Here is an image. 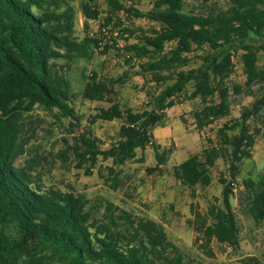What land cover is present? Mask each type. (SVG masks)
Listing matches in <instances>:
<instances>
[{
  "label": "trees",
  "instance_id": "obj_1",
  "mask_svg": "<svg viewBox=\"0 0 264 264\" xmlns=\"http://www.w3.org/2000/svg\"><path fill=\"white\" fill-rule=\"evenodd\" d=\"M107 1L115 12L147 18L163 26L162 31L144 38L141 51L148 58L144 72L155 83L167 86L152 95L150 110L138 112L130 119L125 118L118 105L101 111L98 119L123 123L118 142L108 150H100L95 139H83L87 149L81 156L87 157L91 166L100 157L123 166L148 145L162 164L161 147L150 129L165 126V112L174 106L172 98L191 81L192 99L219 97V103L207 105L195 115L200 130L230 116V93L225 81L232 73L231 52L238 44L243 43L246 51L243 63L247 85L264 82V63L259 66L264 46L257 47L264 38V0H227V10L206 15L186 13V0H154L153 9L146 14L121 0ZM43 4L45 0H0V264H186L180 254L171 253L172 244L162 226L150 221L135 223L128 217L125 219L130 225L125 230L114 219L98 224L86 209L83 197L35 188L28 173L15 167L14 161L22 152L18 144L19 108L42 106L72 117L74 111L64 86L54 78L52 61L91 59L101 43L89 38L78 42L73 38L71 16L58 13V3H54L57 10L41 12ZM83 12L90 19L99 15L87 6ZM170 43H175V47L166 52V44ZM206 46L213 53L206 59L207 65L195 73L180 71L190 62L189 54ZM93 80L84 97L103 101L108 88ZM263 105L264 97L253 110L245 109L240 118L218 131V145L202 155H193L174 169L175 178L186 186H209V169L222 151L230 153V181L220 178L224 186L222 204L211 206L208 217L212 221L200 230L206 248L213 240L232 247L239 244L231 197L239 164L252 157L255 135L250 132L249 120ZM109 171L114 174L115 169ZM112 185L118 188L120 184L115 178ZM256 186L249 213L259 222L264 220V175Z\"/></svg>",
  "mask_w": 264,
  "mask_h": 264
},
{
  "label": "rangeland",
  "instance_id": "obj_2",
  "mask_svg": "<svg viewBox=\"0 0 264 264\" xmlns=\"http://www.w3.org/2000/svg\"><path fill=\"white\" fill-rule=\"evenodd\" d=\"M121 1L144 14L154 4V0ZM54 3H58L59 10ZM43 5L41 12L51 9L71 16L73 38L78 42L89 38L103 43L91 59L52 61L54 78L64 86L74 115L64 117L58 109L42 106L19 108L18 144L22 152L14 161L15 167L28 173L35 188L83 197L86 209L98 224L114 219L125 230L130 225L125 219L128 217L135 223L150 221L162 226L172 244L171 253L180 254L186 264H244L246 261L254 264L253 260L264 264V220L257 222L249 213L250 200L258 189L256 184L264 175V105L249 120L250 132L255 135L250 149L252 157L239 164L240 172L231 197L238 226L237 246L213 240L206 248L200 231L212 221L208 217L211 206L222 204L224 186L220 178L230 181V153L222 151L209 169L212 177L209 186L200 184L192 188L174 176L177 166L218 145V131L240 118L245 109L253 110L264 97V82L247 85L243 43L231 52L232 73L225 81L230 93V116L200 130L195 115L205 106L219 103V97L192 99L194 83L191 81L183 92L172 98L174 106L165 112V126L150 129L161 147L162 164L148 145L123 166L113 165L111 160L101 157L91 166L89 159L81 156L87 149L83 139H95L100 150H108L118 142L123 123L98 119L101 111L118 105L125 118L130 119L138 112L150 110L152 95L166 88L167 85L155 83L144 72L143 65L148 58L141 51L144 38L152 36L154 31H162L163 26L147 18L115 12L107 0H45ZM84 6L97 11L98 17L86 18ZM229 6L227 0H186L184 11L206 15L227 10ZM105 27L108 28L106 35L101 33ZM257 45L264 46V38ZM174 47L175 43L166 44V52ZM211 56L213 53L207 46L196 49L188 55L190 62L180 71L195 73L207 65L206 59ZM263 63L264 49H261L259 66ZM93 78L108 88L103 101L84 97ZM109 168L115 169L114 174ZM115 178L120 184L118 188L112 185Z\"/></svg>",
  "mask_w": 264,
  "mask_h": 264
},
{
  "label": "built area",
  "instance_id": "obj_3",
  "mask_svg": "<svg viewBox=\"0 0 264 264\" xmlns=\"http://www.w3.org/2000/svg\"><path fill=\"white\" fill-rule=\"evenodd\" d=\"M101 33L104 34V35L108 34V28H106V27L102 28ZM102 43H100V44H102Z\"/></svg>",
  "mask_w": 264,
  "mask_h": 264
}]
</instances>
